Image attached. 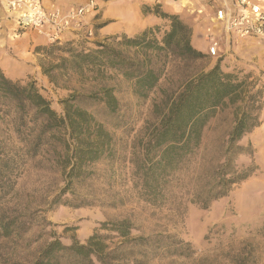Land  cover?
Returning <instances> with one entry per match:
<instances>
[{
  "label": "rangeland",
  "instance_id": "rangeland-1",
  "mask_svg": "<svg viewBox=\"0 0 264 264\" xmlns=\"http://www.w3.org/2000/svg\"><path fill=\"white\" fill-rule=\"evenodd\" d=\"M39 1L63 13L84 7L83 19L100 13L94 0ZM0 5L4 75L23 85L34 83L58 114L64 112L61 101L73 94L100 96L109 89L116 99L113 109L92 98L82 102L108 131L111 146L105 157L84 162L71 180L48 147L27 156L19 141L25 132L18 138L11 114L0 111V149L15 159L18 173L12 191L0 202V213L16 220L9 233L0 236V264H31L54 238L63 244L85 243L100 233L113 248L126 239L109 228L119 221L130 226V234L122 245L125 254L115 264H264V34L236 39L224 33L213 56L204 41L208 20L190 11L184 17L177 14L190 29L191 45L203 53L182 58L166 49L118 43L119 37L97 38L98 24L91 22L51 39L31 27H19L20 10L11 9L8 0H0ZM168 29L169 21L148 27L146 40H161ZM193 29L200 45L191 42ZM96 42H106L126 60L154 69L159 74L155 85L145 89L110 66L72 60L75 52L94 49ZM215 66L230 81L231 94L208 113L198 136L159 177L156 195L150 198L140 190L133 159L143 156L147 139L174 97ZM245 106L250 108L248 121L256 119L257 125L229 145V133ZM233 169L250 175L217 185L221 175ZM213 187L226 193L203 208L195 200L207 197Z\"/></svg>",
  "mask_w": 264,
  "mask_h": 264
},
{
  "label": "trees",
  "instance_id": "trees-1",
  "mask_svg": "<svg viewBox=\"0 0 264 264\" xmlns=\"http://www.w3.org/2000/svg\"><path fill=\"white\" fill-rule=\"evenodd\" d=\"M154 11L169 21V29L161 40L147 41L145 35L148 28L133 37L123 34L111 36V38L119 37L118 43L135 47L145 46L158 50H170L177 52L182 58L202 56L203 53L191 45L190 29L177 14L165 13L158 9ZM95 45L94 49L75 52L72 60L81 64L110 66L124 76L131 77L145 89H150L155 85L159 74L154 69L143 68L140 62L126 60L106 42H96ZM230 86V81L224 80L218 71V66H215L207 73H201L188 82L174 97L159 124L152 131V135L147 139L143 148V156L133 159L135 172L141 180L140 190L142 192L150 198L156 195L159 177L164 175L173 163L178 162L177 159L182 150L189 149L191 140L198 136L208 113L212 112L224 97L231 94ZM90 98L102 102L109 109L115 107V97L109 89H104L100 96L70 95L61 101L64 112L58 114L34 83L20 84L0 70V111L6 115L11 114L12 129L18 138L25 132L19 138L23 152L27 156H34L41 147H48L58 155V162L69 180L79 174L84 162L105 157L110 150L111 141L108 131L102 123L95 119L93 114L82 106V102ZM250 116V108L243 107L229 133V145L242 133L257 125L256 119L248 121ZM15 163V159L7 151L0 149V202L13 189V180L18 174ZM249 175L248 171L244 173L236 169L225 171L218 179L217 185L219 182L221 184L236 183ZM225 193L226 190H215L213 187L207 197L195 201L206 208L211 200ZM57 195L55 200L61 194ZM15 223L14 217L0 213V236L8 234ZM109 228L126 239L111 248L105 244L104 235L100 233H93L85 243L72 240L69 244H63L59 239L54 238L41 248L31 264H115L125 254L122 245L128 239L130 226L125 221H119L112 222ZM141 239L144 238L138 240Z\"/></svg>",
  "mask_w": 264,
  "mask_h": 264
},
{
  "label": "built area",
  "instance_id": "built-area-1",
  "mask_svg": "<svg viewBox=\"0 0 264 264\" xmlns=\"http://www.w3.org/2000/svg\"><path fill=\"white\" fill-rule=\"evenodd\" d=\"M213 15L204 26L207 53L217 55L222 35L230 34L236 39L264 34V11L256 0H209ZM11 9L20 10L17 24L44 32L51 39L62 32L79 30L83 24L84 7L63 13L59 9H46L39 0H8ZM201 13V10H197ZM88 35L92 29L87 30Z\"/></svg>",
  "mask_w": 264,
  "mask_h": 264
},
{
  "label": "crops",
  "instance_id": "crops-1",
  "mask_svg": "<svg viewBox=\"0 0 264 264\" xmlns=\"http://www.w3.org/2000/svg\"><path fill=\"white\" fill-rule=\"evenodd\" d=\"M264 11V0H256ZM43 3V1L41 0ZM99 6V15L90 19L91 14L86 16L84 23L98 24L95 29L96 37L102 38L112 35H126L133 37L148 27L168 22L154 9H159L169 14H179L184 17L188 11L203 17L205 20L213 15L209 0H94ZM44 4V3H43ZM0 8L3 7L0 5ZM201 10V13H197ZM90 20V21H89ZM193 29L191 42L200 45L203 43L195 36ZM4 41L9 44L5 37ZM1 43V42H0Z\"/></svg>",
  "mask_w": 264,
  "mask_h": 264
}]
</instances>
